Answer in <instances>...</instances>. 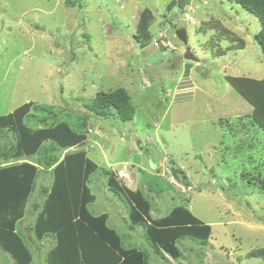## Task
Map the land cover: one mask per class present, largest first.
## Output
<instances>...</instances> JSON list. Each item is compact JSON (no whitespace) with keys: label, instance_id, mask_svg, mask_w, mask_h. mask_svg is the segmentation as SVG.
<instances>
[{"label":"rangeland","instance_id":"374dc122","mask_svg":"<svg viewBox=\"0 0 264 264\" xmlns=\"http://www.w3.org/2000/svg\"><path fill=\"white\" fill-rule=\"evenodd\" d=\"M171 1L0 0V115L32 101L23 119L29 129L64 122L85 134L73 147L39 150L19 162L42 169L44 151L58 155L59 163L67 152L84 150L100 166L87 183L95 197L90 210L108 213L109 225L123 243L146 250L149 264H264V164L257 166L255 158L218 161L224 153L220 140L225 119L216 114L224 109L222 99L194 95L174 101L168 94L196 62L185 59L187 49L204 57L206 33H229L234 49L243 44L242 33L255 39L260 20L230 0H176L170 7ZM145 9L152 20L142 47L135 36L138 25L145 24ZM180 27L188 30L187 45L176 35ZM119 88L131 97L133 120H121L113 109L107 116L91 114L89 107L99 92ZM43 107L56 114L47 123L38 121L49 113ZM43 146L50 147V141ZM15 147L8 129L0 130V153ZM173 168H182L187 179L173 174ZM108 171L116 181L145 194L153 219L176 206L188 208L211 225L209 241L182 239L177 244L184 258L165 253L171 263L164 260L142 226L129 228L126 200L108 186ZM49 172L37 177L24 216L16 223L32 253L29 264H48L56 246L54 236L38 239L32 229L46 198L44 189L52 183ZM0 264L16 262L0 249Z\"/></svg>","mask_w":264,"mask_h":264},{"label":"trees","instance_id":"16d2710c","mask_svg":"<svg viewBox=\"0 0 264 264\" xmlns=\"http://www.w3.org/2000/svg\"><path fill=\"white\" fill-rule=\"evenodd\" d=\"M175 1L172 0L168 6H173ZM230 1L242 5L259 18L261 28L255 34V40L264 54V0ZM151 20L150 11L145 9V24L138 25L135 36L142 47L148 42L147 28ZM228 80L254 105V120L264 132V87L261 91L258 85L251 87L241 83L247 80L245 78L228 77ZM250 81L264 85V80ZM33 104L28 101L12 112L0 115V130L8 129L16 140L15 148L0 153V161L3 160L0 162V249L7 251L16 264H29L32 261V253L16 228V223L24 216V208L37 177L42 171H50L52 183L48 189H44L46 198L41 207L37 206L40 210L32 227L38 239L51 235L56 240V246L47 258L48 264H149L146 250L128 247L123 243L118 231L109 225L108 213L95 215L90 210L95 197L87 183L100 166L86 157L84 150L67 152L59 163L56 159L58 155L53 152L48 155V151H44V157L39 159L44 165L42 169L31 162H19L49 148L55 151L57 147H73L85 139V134L74 131L64 122L43 129H29L23 119L30 114ZM42 109L49 113L38 118L40 123H47L51 115L53 119L56 117L47 108ZM112 109L117 111L123 121L134 119L135 107L127 91L122 88L99 92L89 107L91 114L99 117L107 116ZM47 141H50V147L43 146ZM11 159L17 162L11 163ZM178 172L187 179L182 168H173V174L178 175ZM108 173H111L108 186L126 200L129 228L142 226L146 240L164 260L171 263L165 253L173 259L184 258L177 244L182 239L191 238L201 243L209 241L211 225L193 215L188 208L176 206L166 216L153 219L145 194L116 181L112 171ZM149 187L152 189L151 185ZM262 187L264 189V181Z\"/></svg>","mask_w":264,"mask_h":264},{"label":"crops","instance_id":"0c3cea01","mask_svg":"<svg viewBox=\"0 0 264 264\" xmlns=\"http://www.w3.org/2000/svg\"><path fill=\"white\" fill-rule=\"evenodd\" d=\"M214 31V34L206 33L208 34L207 38L201 43L203 54L200 56L203 55L205 58H199L190 67L187 72L188 76L178 80L174 90L168 94L174 98L172 99L174 101L193 98L194 95L197 98L222 99L224 109L216 114L217 118L225 119L222 127L224 137L223 140H220V148L224 150V153L221 154L218 161L228 162L230 158L235 160L255 158L257 166H261L264 164V132L254 120L255 107L233 86L228 77L245 78L247 80H243L241 83L251 87L257 85L260 87V84L250 80H264L262 49L259 44L256 46V40L252 38V34L247 35L248 33L239 35L244 41L243 44L230 49L232 44L231 39L227 37L229 33L219 32L218 29ZM223 41H227V43L224 44ZM242 46L244 47L242 48ZM214 47L217 48L216 51L213 49ZM251 55L255 58L249 60ZM198 68H203V71H199ZM197 107V105L194 106L193 110ZM215 148L219 147L216 145ZM164 159L170 160L166 156ZM123 168L118 170L119 173H122ZM215 264L225 263L217 261Z\"/></svg>","mask_w":264,"mask_h":264},{"label":"water","instance_id":"95a60500","mask_svg":"<svg viewBox=\"0 0 264 264\" xmlns=\"http://www.w3.org/2000/svg\"><path fill=\"white\" fill-rule=\"evenodd\" d=\"M176 35L177 37L185 44L187 45L189 43V38H188V30L186 27H180L176 30ZM185 59H189V60H195L197 61L199 59L198 56H195L191 49L188 48L186 53H185Z\"/></svg>","mask_w":264,"mask_h":264},{"label":"built area","instance_id":"2783aa9c","mask_svg":"<svg viewBox=\"0 0 264 264\" xmlns=\"http://www.w3.org/2000/svg\"><path fill=\"white\" fill-rule=\"evenodd\" d=\"M166 44H169V45H170V44H171V41H170V40H168Z\"/></svg>","mask_w":264,"mask_h":264}]
</instances>
